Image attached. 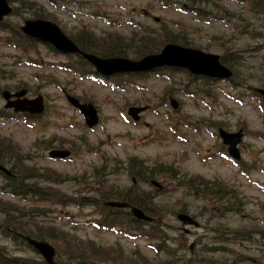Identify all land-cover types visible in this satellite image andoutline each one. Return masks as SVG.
<instances>
[{
    "label": "rangeland",
    "instance_id": "obj_1",
    "mask_svg": "<svg viewBox=\"0 0 264 264\" xmlns=\"http://www.w3.org/2000/svg\"><path fill=\"white\" fill-rule=\"evenodd\" d=\"M28 1L68 36L85 29L95 37L107 33L127 40L141 27L155 34L169 29L185 40L188 48L219 56L224 51L235 53L244 60H239L233 71L244 82L237 79L238 84L232 87L228 81L206 83L183 71H163L132 79L133 84L122 80V85L113 89V82L97 83L59 70L57 63L64 60L50 54L45 47L40 46L32 54L42 64L33 67L22 63L17 48L0 45V88L14 90L17 84H23L28 98L42 95L46 108L43 115L30 122L23 118L0 121L1 151L6 154L8 164L16 165L17 169L30 168L36 173L37 179L43 180L40 185L45 190L84 201L83 206L69 203L57 207L36 198L26 203L0 196V253L9 258L36 259L28 248L11 240L5 230L8 226L23 237L34 240L41 237L39 240L54 247L56 260L64 264H78L80 257L87 260L85 264L170 263L164 253L153 250L148 240L121 234L136 233L133 224L127 227L119 219L112 230L93 225L103 214L99 212L100 205L95 204L100 189L98 182L92 180L95 169L105 165L110 166L109 170L105 167L107 172L119 170L121 163L134 157L148 165L154 162L172 165L189 178L222 183L242 199L240 215L229 213L217 221L216 216L222 212L198 199L202 193L191 191L184 196L183 191L172 189L174 182L161 178L156 179L161 190L142 185L140 188L152 195L155 203L165 204V207L159 204L164 212L183 203L194 216L200 214L197 221L202 227L187 228L190 234L184 232L174 216L154 219L153 223L161 228L167 225L174 239L170 244L175 243L171 249H177L179 243L180 247H186L176 251L178 258H202L200 252L196 254V249L191 252L189 247L194 244L200 248V239L207 235V224L209 227L218 224L231 230L252 231L249 235L252 240L224 244L231 253L205 257L224 262L236 256L242 264H264V110L260 108L264 103L252 93V89L261 88L264 80V50H260L264 47V17L254 14L253 8L249 10L244 0L194 3L204 14L208 13L205 17L163 7L155 0ZM9 3L14 9L20 6V0ZM17 11L20 16L8 18L11 23L20 26L23 19H32L31 9L20 6ZM255 46L258 53L248 51ZM190 79L196 85L194 96L190 94L192 87L187 86ZM65 94L91 102L98 111V125L85 127L81 115L66 102ZM3 105L0 98V109ZM130 106L144 108L136 123L127 116ZM218 128L230 133L243 131L238 146L240 166L226 159V150L217 137ZM48 143L52 146L46 148ZM52 149L66 150L70 155L65 160H51L48 153ZM105 182L116 189L130 187V179L122 172L106 178Z\"/></svg>",
    "mask_w": 264,
    "mask_h": 264
},
{
    "label": "trees",
    "instance_id": "obj_2",
    "mask_svg": "<svg viewBox=\"0 0 264 264\" xmlns=\"http://www.w3.org/2000/svg\"><path fill=\"white\" fill-rule=\"evenodd\" d=\"M164 4L165 6H178L182 9L187 8L188 11L192 12L197 17L206 16L202 12L203 9L200 7L194 6V3L199 2V0H157ZM187 2V6L184 7L181 2ZM208 3L210 0H201ZM28 0H20V6L23 8L31 9L32 18L33 19H48L46 15L43 13L40 8L30 5ZM245 4L248 6V9L251 10L253 8L255 10L256 15L264 17V0H244ZM190 4V5H189ZM17 6V8H20ZM32 7V8H31ZM17 8L12 11V16H20L17 11ZM259 13V14H258ZM8 30L9 33L7 36H2L0 41L4 45H9V41L15 42V47L19 48L23 56L22 58H26L28 61L32 62L29 57L31 52H35L37 43L33 41L27 40L24 36H22L19 31L16 29V24L14 23H4L0 24V33L6 32ZM69 38L83 51L92 53L101 58H112V57H130L131 59L138 60L146 55L154 54L160 51V49L168 43L179 44L182 46H187V43L182 38H177L175 34H172L169 29H163V33L155 34L149 30H144L142 32H134V34L127 40L121 39L118 35H112L105 33L104 36L95 37L88 30L81 29L77 34L69 36ZM13 43H10V46ZM258 46H255L248 51L258 53ZM264 50V47L260 49ZM49 51L57 56L58 54L53 53L52 49L49 48ZM247 51V50H246ZM264 54V53H263ZM65 63H59L60 67L64 70H70L74 72L80 73L81 76H93L92 71L86 68V64L80 56H66ZM239 60H244L243 57L236 55L235 53H231L229 51H224L220 56V61L224 65L228 66L232 70L236 69L235 67L240 64ZM236 65V66H235ZM172 72V71H170ZM5 76V75H4ZM2 75V78H4ZM235 80H231L230 83L232 86L238 84L237 79H240L241 82H244L242 78L237 76V72H234ZM203 79V78H201ZM187 84V86L192 87V92L190 94L194 96L196 85L193 82V79ZM204 82L208 83L209 81L203 79ZM260 86L264 88V80L261 81ZM24 88L23 84H18L14 87L15 90H19ZM6 89V87L0 88V93L2 90ZM11 117V114L3 109H0V120H5ZM24 118H29L28 116ZM52 144L48 143L46 148L51 147ZM6 154L3 153L0 149V164L3 166L9 165L7 172L12 174L11 177L3 176L0 173V194L6 195H17L26 198L30 196L32 198H38L39 200L43 199H52V193L50 191H41L37 189V185L39 184V180L37 179V174L31 171L30 168H25L21 170H17L16 165L8 164V160L6 159ZM105 167L110 169V166L102 165V168L95 169V174L93 175V179L98 182L99 194L96 195L97 198L101 202L108 201H119L125 202L129 205L140 208L146 215L155 219L159 218L160 220L166 215L175 216L177 213H188V207L186 204L178 203V208L176 207H168L164 212L162 207H165L163 203H155L152 195H149L146 191L142 190L140 187L142 185L151 186L152 181H156L157 178H161L164 180H170L174 182V186L172 189L174 191L181 190L183 191V195L186 196L189 190L194 191L195 194H201L202 201L208 202L212 206H216L217 209L220 210L221 215H226L229 213L239 214L241 206L243 205L242 199L240 196L236 194L237 192L233 189H226L222 183L216 184L203 182V179L197 178H189L186 175L176 171L172 165H164L158 162H154L152 165H148L146 161L136 159L134 157L129 158L127 161L121 163L119 165V170L105 171ZM114 167V166H113ZM18 171V172H17ZM124 173L130 179V187L125 190L116 189L115 187H108L105 179L112 177L116 174ZM24 181L30 182L32 184H23ZM158 182V181H156ZM37 184V185H36ZM202 187V188H201ZM210 188L209 190H207ZM64 203H74L78 206H83V199H71V197L65 196ZM14 212V211H11ZM102 217L97 222L98 226L104 228H112L117 220H126L128 222V226L131 224L134 225L136 231V237L148 240L154 251L158 254L164 253L169 259L170 263L166 264H178L180 260V264H189V263H198V264H242L243 261L240 260L239 257L233 256L231 259L225 260L224 262L213 261V259L205 257L207 255L217 256L222 255V252H229L226 248L217 246V244H232L238 242L240 240L250 241V234L252 231L246 230H235L230 231L227 227H220V225H214L210 227L209 233L206 237L202 238V241H199L201 247L198 248L197 253L200 252L199 255H203L202 258L193 259L192 257H183L182 259L176 256V251L186 250L185 248L180 247V243L177 246V249H171L170 247L174 245L170 244L174 242V239L169 235L167 225L163 228L160 227L157 223H143L133 220L132 216L126 212L125 210L121 211H112L105 209V207L101 208ZM190 213V211H189ZM197 215V213H196ZM200 215V214H198ZM197 215V216H198ZM221 215L216 216L217 221H220ZM240 215V214H239ZM212 216L208 218L207 222L211 221ZM6 228H9L6 226ZM41 238V237H39ZM38 238V240H39ZM176 242V240H175ZM24 245L25 243L22 242ZM178 243V242H177ZM200 249V250H199ZM182 250V251H183ZM177 257V261L175 260ZM78 264H85L87 260L85 258L80 257ZM82 261V262H81ZM84 262V263H83ZM0 264H44L40 260L30 259H21V258H13L7 259L4 256L0 255ZM57 264V263H56ZM93 264V263H91ZM164 264V263H162Z\"/></svg>",
    "mask_w": 264,
    "mask_h": 264
},
{
    "label": "water",
    "instance_id": "obj_3",
    "mask_svg": "<svg viewBox=\"0 0 264 264\" xmlns=\"http://www.w3.org/2000/svg\"><path fill=\"white\" fill-rule=\"evenodd\" d=\"M10 9L5 0H0V20L3 16L9 14ZM22 31L27 36L37 39L44 43L51 44L56 50L63 54L80 53L77 47L68 40L59 28L50 22L42 20L26 21L22 27ZM82 56L93 64L98 73L104 75H112L117 73H141L147 72L158 67H176L187 69L193 75L206 76L210 79H226L231 77V71L219 63V57L211 54H205L201 51L183 48L176 45H166L160 54L146 56L140 61H130L127 59H99L93 55L83 54ZM260 95L264 96V90H257ZM26 91H20L15 94H10L5 91L2 93L3 99L6 101L5 108H12L15 113L28 112L30 114H40L43 110L42 98L37 97L33 100L24 98ZM12 98H14L12 100ZM68 102L77 108L85 118V123L88 127L94 126L97 121L96 110L90 104H79L77 100L67 97ZM172 106L175 108V104ZM143 108H130L128 114L133 120H138V113L143 111ZM219 136L222 143L227 146V152L233 159H239V152L236 146L242 138L241 131L233 134L219 131ZM52 158H64L68 156V152L52 151L49 153ZM0 169L2 167L0 166ZM155 184V183H154ZM110 207L123 208L127 205L124 203H107ZM131 213L136 219L150 221L143 212L136 208H131ZM177 219L184 225L197 224L187 215L180 214ZM30 245L38 251V253L48 262H53L54 249L47 243L36 242L27 239Z\"/></svg>",
    "mask_w": 264,
    "mask_h": 264
}]
</instances>
